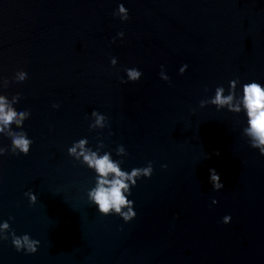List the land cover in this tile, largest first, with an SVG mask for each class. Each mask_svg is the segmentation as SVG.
Returning a JSON list of instances; mask_svg holds the SVG:
<instances>
[{"label":"water","instance_id":"95a60500","mask_svg":"<svg viewBox=\"0 0 264 264\" xmlns=\"http://www.w3.org/2000/svg\"><path fill=\"white\" fill-rule=\"evenodd\" d=\"M119 3L127 21L112 14ZM132 66L142 78L121 83ZM17 72L28 80L11 83ZM0 76V94L31 112L33 140L27 155L0 157V221L41 242L26 254L0 239V264H264V156L242 134L243 113L199 106L235 77L264 83V0H0ZM93 109L110 128L89 129ZM85 136L125 145L124 168L153 162L132 189L131 221L88 201L93 173L67 152Z\"/></svg>","mask_w":264,"mask_h":264},{"label":"clouds","instance_id":"9594fccd","mask_svg":"<svg viewBox=\"0 0 264 264\" xmlns=\"http://www.w3.org/2000/svg\"><path fill=\"white\" fill-rule=\"evenodd\" d=\"M112 14L119 17L122 22L129 19V9L124 3H119ZM124 36L125 33L120 31L112 38V42ZM109 62L115 68L118 65V57L111 56ZM188 67L187 63L182 64L179 73H185ZM123 71L125 77H121V83L124 84L129 81L136 82L143 76L142 70L135 66L125 67ZM159 77L165 81L170 80L163 64L160 65ZM27 80L28 73L17 72L11 83L23 84ZM0 82L5 89L9 87L10 81L7 78L0 76ZM204 90L209 91L207 87ZM21 99L19 95L9 99L7 95L0 94V136L11 141L9 149L0 148V157L6 156L8 151L15 155H27L31 151L33 140L24 130V122L31 116V112L26 109L16 110ZM207 105H214L217 111L226 109L232 113H243L245 125L242 134L247 137L249 146L258 149L259 154L264 156V83L255 79L242 81L239 77H235L228 81L227 89L223 85H217L212 95L200 100L201 108ZM52 108L59 109L60 104L53 103ZM88 118L90 130L110 128L108 116L97 109H93ZM67 152L74 160L92 171L94 183L87 191V198L99 213L105 216L118 215L125 222L136 217L135 201L130 199L132 189L137 186L140 179L152 176L154 172L152 161H147L145 166L124 168V157L128 155L125 145L119 144L115 149H108L103 139H98L93 147L86 136L74 140L67 148ZM113 152L119 159L113 157ZM161 167L167 168L168 165L162 164ZM208 171L212 189L221 190L224 184L220 174L215 168H209ZM24 195L31 204L37 202V195L32 190L26 191ZM216 203L218 201L213 198L212 204ZM231 220V215L226 214L221 222L227 224ZM0 233H2L0 239L8 240L11 237V243L16 251H23L26 254L36 253L41 243L29 233L17 235L11 230L9 220L0 221Z\"/></svg>","mask_w":264,"mask_h":264}]
</instances>
